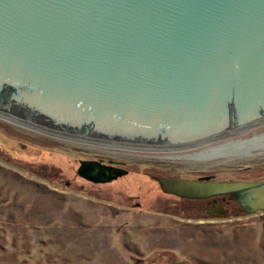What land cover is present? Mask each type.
<instances>
[{
	"label": "water",
	"instance_id": "obj_1",
	"mask_svg": "<svg viewBox=\"0 0 264 264\" xmlns=\"http://www.w3.org/2000/svg\"><path fill=\"white\" fill-rule=\"evenodd\" d=\"M0 117L118 149L228 143L264 124V0H0ZM97 169L122 174L77 172ZM159 179L185 196L261 187L264 209L262 183Z\"/></svg>",
	"mask_w": 264,
	"mask_h": 264
},
{
	"label": "rangeland",
	"instance_id": "obj_2",
	"mask_svg": "<svg viewBox=\"0 0 264 264\" xmlns=\"http://www.w3.org/2000/svg\"><path fill=\"white\" fill-rule=\"evenodd\" d=\"M263 135L264 124L210 146L226 144V153L190 156L203 147H104L0 117V264H264V209L248 194L261 187L205 196L204 216L202 197L180 200L159 179L264 184V148L245 142ZM87 157L121 161L129 172L86 181L77 168ZM212 198L229 213H206Z\"/></svg>",
	"mask_w": 264,
	"mask_h": 264
},
{
	"label": "flooded vegetation",
	"instance_id": "obj_3",
	"mask_svg": "<svg viewBox=\"0 0 264 264\" xmlns=\"http://www.w3.org/2000/svg\"><path fill=\"white\" fill-rule=\"evenodd\" d=\"M78 161L79 162H81V161L90 162L91 165H94L95 163H97L99 166H102V167H104L106 169L120 171V172H122L123 175H126L129 172V170H127L122 165L123 163L121 161H117V160H114V159H111V158L104 159L103 157H97V158H95V157H87L85 159H81L80 158ZM97 171H98V169L91 171V176L94 179H89V178L83 177V176L79 175L78 172H77V174L80 176V178H82V179H84L86 181H89V182H95V183H97V182H108V180H104V179H106L107 174L104 173V176H97ZM122 174H121V176H122ZM116 178H118V176ZM116 178H114V179H116ZM114 179H112V180H114ZM112 180H109V181H112ZM173 196H175L176 198H178L180 200H183V201H187V199H188V197H186L185 195H180V194H177V193H173ZM218 196H220V195H218ZM199 197H202V198H197L196 201H200V203L202 204L203 209L201 210V215L205 216V196H199ZM220 201H223L222 197H221ZM211 203H214V199L213 200L206 199V204L208 205V208H206V213L217 214V213L212 212L213 208H215L217 205H222L223 207H225V204H222V203H217V204L214 203L213 205H211ZM135 204L136 205L134 207L135 208H139L140 202L137 201V202H135ZM179 219H182V218H179ZM186 220L188 221V219H186Z\"/></svg>",
	"mask_w": 264,
	"mask_h": 264
},
{
	"label": "bare ground",
	"instance_id": "obj_4",
	"mask_svg": "<svg viewBox=\"0 0 264 264\" xmlns=\"http://www.w3.org/2000/svg\"><path fill=\"white\" fill-rule=\"evenodd\" d=\"M262 137H264V135L263 136H254L253 138H251L245 142L250 141V144H252L251 146L255 147V149L256 148L258 149L259 147L264 148V141H263ZM242 142H239V143L242 144ZM225 145L226 144L218 146V147H209V148L201 149L200 151H195L194 153H190L187 155H190V156H207L211 153H217V154L226 153V152H228V148L226 149Z\"/></svg>",
	"mask_w": 264,
	"mask_h": 264
},
{
	"label": "trees",
	"instance_id": "obj_5",
	"mask_svg": "<svg viewBox=\"0 0 264 264\" xmlns=\"http://www.w3.org/2000/svg\"><path fill=\"white\" fill-rule=\"evenodd\" d=\"M262 209H259V211H261Z\"/></svg>",
	"mask_w": 264,
	"mask_h": 264
}]
</instances>
